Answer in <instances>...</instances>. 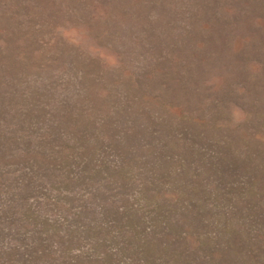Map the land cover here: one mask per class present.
Wrapping results in <instances>:
<instances>
[{
    "label": "rangeland",
    "instance_id": "rangeland-1",
    "mask_svg": "<svg viewBox=\"0 0 264 264\" xmlns=\"http://www.w3.org/2000/svg\"><path fill=\"white\" fill-rule=\"evenodd\" d=\"M0 264H264V0H0Z\"/></svg>",
    "mask_w": 264,
    "mask_h": 264
}]
</instances>
